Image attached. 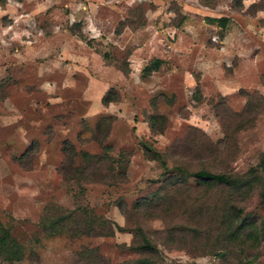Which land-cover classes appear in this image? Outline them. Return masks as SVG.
<instances>
[{"label":"rangeland","instance_id":"rangeland-1","mask_svg":"<svg viewBox=\"0 0 264 264\" xmlns=\"http://www.w3.org/2000/svg\"><path fill=\"white\" fill-rule=\"evenodd\" d=\"M262 195L264 0H0V264H264Z\"/></svg>","mask_w":264,"mask_h":264},{"label":"trees","instance_id":"trees-1","mask_svg":"<svg viewBox=\"0 0 264 264\" xmlns=\"http://www.w3.org/2000/svg\"><path fill=\"white\" fill-rule=\"evenodd\" d=\"M224 21V20H223ZM159 61L157 60H153V62L151 63L152 66L155 68L158 66ZM145 70H148L149 67H144ZM111 92V90L109 89L108 91H106L102 97H101V102H109L112 100L116 99V96L114 95L113 97L109 96V93ZM175 141H173L167 149L174 147L175 145ZM154 156L156 158H158L162 164H165L164 158H162V156L158 153L155 152ZM152 155L151 158L154 157ZM100 156L98 155H87L84 154V159L86 161L90 160V161H95L98 162L100 160L99 158ZM181 171V170H180ZM191 177H194L198 180L201 181H208V182H214L216 184H221L225 187H228L231 190L234 191H239L243 188H245L247 181L245 180V178H243V176H232V175H228L225 173H217V172H211L209 170H205V169H198L195 171H191L188 173ZM171 178L178 180L179 177L176 176H170ZM262 199L264 201V195H262ZM142 201L146 202L147 204L150 203V201L148 199H143ZM56 224L54 223L52 225H50V228L54 230L56 229ZM234 235L236 237H243L244 235H246V228L247 224L245 223L244 219H240V218H236L234 220ZM263 234H264V216H263ZM8 234H5L4 236L0 235V253L3 249V247H7L8 245L5 242V238L7 237ZM136 236V243L134 245V247H131L132 250L138 254V256L131 262H121V263H115V264H157L156 263V248L151 244L150 240L142 233V231L140 230V228H138V230L136 231V233L134 234ZM239 235V236H238ZM12 246L10 245V247H8V252L9 254L13 253L12 251Z\"/></svg>","mask_w":264,"mask_h":264}]
</instances>
